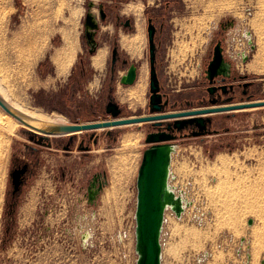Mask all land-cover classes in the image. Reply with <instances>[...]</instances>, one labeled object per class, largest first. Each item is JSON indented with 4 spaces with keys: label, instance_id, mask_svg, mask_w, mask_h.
<instances>
[{
    "label": "rangeland",
    "instance_id": "374dc122",
    "mask_svg": "<svg viewBox=\"0 0 264 264\" xmlns=\"http://www.w3.org/2000/svg\"><path fill=\"white\" fill-rule=\"evenodd\" d=\"M90 1L113 4V0H0V76L30 105L64 114L69 121L111 118L104 114L110 51L104 69L95 70L85 36ZM126 1L118 0L120 9ZM141 1V61L148 72L143 81L137 78L133 84H123L120 77L125 71L118 67L114 94L122 105L121 116L150 113V15L160 25L159 76L171 102L177 104L173 108L187 107L186 99L204 93L205 68L219 39L233 71L253 81L248 89L251 99H264V0ZM229 19L233 22L222 28L221 22ZM247 29L255 47L244 37ZM115 33L112 27L98 37L111 40ZM66 39L76 42L78 51L69 73L60 75L54 56ZM243 49L246 60L237 52ZM130 59L136 61L131 55ZM96 78L98 83L93 84ZM139 83L144 85L141 102L119 97V85L128 88ZM246 99L238 96L234 102ZM203 104L210 103L192 106ZM212 116L211 132L175 140L173 182L189 187L194 206L181 217L167 210L163 264H264V106ZM146 125L117 127L115 139L104 129L97 130V142L89 139L88 132H81L70 151L44 145L36 156L30 155L29 145L36 144L22 131L23 126L15 133L0 127V264H135L137 175L149 145ZM127 130L138 132V144L125 158L114 160L116 146ZM82 139L90 149L79 146ZM14 154L35 168L13 220L6 206ZM95 176L105 184L91 202L88 188ZM31 199L21 225L20 206ZM215 206L216 220L195 221L201 209L214 210ZM249 218L254 219L252 224ZM86 231L91 232L89 240ZM228 234L233 238L228 239ZM205 251L209 254L200 261Z\"/></svg>",
    "mask_w": 264,
    "mask_h": 264
},
{
    "label": "water",
    "instance_id": "95a60500",
    "mask_svg": "<svg viewBox=\"0 0 264 264\" xmlns=\"http://www.w3.org/2000/svg\"><path fill=\"white\" fill-rule=\"evenodd\" d=\"M229 21L233 22V19H229ZM85 23L86 36L92 43L94 41L93 29L97 27V23L93 21L90 13H87ZM221 24L224 27V21ZM155 31L156 26L150 21L148 26L151 56L150 113H148L150 115L121 116L122 107L120 103L111 97L105 106V111L111 115V118L70 122L53 121L33 117L17 109L0 94V106L24 124L22 131L28 135L29 139L51 146V136L69 135V141L64 145L66 150L70 149L71 141L81 132H88L89 138L97 142L100 136L97 130L100 129H104L105 133L110 135L117 127L135 123L141 124L142 122L149 123L156 128V130L146 133V142L149 145L143 152L137 175L135 248L138 259L136 264H163L162 233L166 220V211L171 207L178 216H181L185 209L183 197L176 193L170 183L173 153L177 144L175 140L183 136L185 129H190L189 135H204L211 132V126L213 125L212 115L215 113L264 106V99H251V95H248L246 100L234 102L233 96H228L220 101L219 96L221 94H219L218 97H211L208 105L203 104L202 106L193 107L188 103L187 107L174 110L206 107L205 109L178 114L167 111L171 99L168 96L164 99L166 94L162 90L155 64ZM246 32L251 38V31L247 30ZM251 39H249L251 47H255V43ZM243 55L246 60L248 55L246 53H243ZM232 74L233 62L226 55L223 40L219 39L214 45L212 57L205 68V76L211 83L207 87L209 93L214 94L218 89L222 90L221 93H227L232 90L234 84H214L219 76H222V79H226ZM137 75L138 67L135 63H132L128 71L121 77V82L123 84H133L137 79ZM234 76L237 77V75ZM246 85L247 83L244 84V86ZM138 128L141 129L142 125H139ZM83 143L84 139L81 140L79 145L81 148L90 149V144L83 145ZM24 170L14 171L13 175L16 183L19 181L20 172ZM104 184L105 181L100 176L94 177L88 188L91 202L95 201ZM248 221L249 224H252L254 219L249 218Z\"/></svg>",
    "mask_w": 264,
    "mask_h": 264
},
{
    "label": "flooded vegetation",
    "instance_id": "af4514ba",
    "mask_svg": "<svg viewBox=\"0 0 264 264\" xmlns=\"http://www.w3.org/2000/svg\"><path fill=\"white\" fill-rule=\"evenodd\" d=\"M138 1H140L142 3V5H143V2L141 0H128V1L122 3L121 9L119 8L118 0H113L112 1L113 4H111L110 6L107 3H98V4H96L94 1H90L89 8L87 10V13L91 14L93 21H95L97 23V27L93 29V31H94L93 32L94 41L92 43L89 41V39L86 36V23H85V36H86L87 42L89 44V50L91 52V55L96 53L97 50L99 49V47L103 46L104 44L107 46V56H108V52L110 51V59H109V67H110L109 74H110V78L104 84V86L106 87V83H107V87H108V92L104 95V101H105L104 102V108L106 106V103L109 101V99L111 97H113V99L115 101L120 103L117 100V97L114 94V87L117 85L116 72L118 70V67L122 66L124 71H125L121 75V77H122L128 71L130 65L132 63H135L137 65V67H138V75H139V67H140L141 64H143V62L141 61L142 55H141L140 59L133 57L132 53L128 49H126L121 44V41H120V37H121V33L122 32L126 33V34H133V33L137 32L136 18H135L136 14L134 13V11H130V12L123 11V7H124L125 4L137 3ZM121 12H123L124 14L133 13L135 15V17H133L132 15L124 16V15H122ZM142 14H143V10H142ZM86 16H87V14H86ZM109 17L112 18V22L108 23L107 19ZM85 21H86V19H85ZM150 21H152V23H154L155 26H156L155 38H154L155 44H156V60H155V64H156V67H157V70H158V73H159V68H158V63H159L158 37H159L160 25L158 24V22L155 19V17L152 16V15L148 16V26H149V22ZM106 22H107V24H105ZM226 23L227 22L225 21L224 24L226 25ZM225 25H224V27H225ZM103 26L108 27V30L106 32L103 30L104 29ZM112 27H114L116 29L117 33H115L114 37L111 40H108L107 38L99 39V37H98L99 33L104 35L107 32H109L112 29ZM224 27L222 26V28H224ZM142 45H143V38H142ZM213 48H214V45H213ZM115 49H117L116 52H115ZM124 49L127 51V53H126V51H124ZM212 53H213V49H212ZM129 54L134 59H136L135 62L130 59V55ZM107 56H106V59H107ZM210 59H211V57L209 58V60ZM137 61L140 62V63H138ZM106 63H107V60L105 61V65H106ZM150 66H151V56H150ZM138 75H137V78H138ZM234 75H237V77H235ZM121 77H120V81H121ZM160 81H161V79H160ZM205 82L206 83H205V86H204V93L201 95V97H199L197 99H190V100L186 99V105L188 103L192 104V103H195V102H198V103H209V99L211 97H215V96L218 97L219 94H221L219 96V100L220 101H222L224 98H226L228 96H233L234 100L238 96L240 98H244V97H247L248 95H250V93L248 92V89L253 84L252 80H247L246 77H243L241 75L239 76L234 71H233V74L230 77H227L226 79H222V76H219L217 78V80L214 82V84H216V85H221V84H224V83L234 84V88L232 90H229L227 93H221L222 90L218 89V90H216V92L214 94H210L209 91L207 90V87L211 83L209 82V80L207 78H206ZM245 83H247L246 86H244ZM163 88L164 87L162 86V90L166 94L164 99L167 96L170 97V94L168 92L164 91ZM244 91H246V93H244ZM170 99H171V97H170ZM120 105H121V103H120ZM176 105L177 104L175 102H170L169 106L167 107V111H172L174 109H178V108H173ZM104 114L105 115H110L108 113H104ZM22 126L24 127V125H22ZM162 127L164 128V126H162ZM153 130H156V128L151 126L149 123H147V125H146V133L149 132V131H153ZM189 131H190V129H185L182 137L189 135L188 134ZM63 136H65V135H63ZM63 136H51V141H52V145L51 146H53L55 144L57 147H62L64 149V145L67 144V142L69 141V137L63 138ZM109 136L112 137V138H116L115 130H113V132ZM77 137L78 136H75L74 140L71 141L70 149H68L67 151H70L71 149H73V147L75 145V142L77 141L76 140ZM32 141H34V140H32ZM35 144L36 145H29V147L31 148L30 149V155H32V156H36V153H39V151H40V147L39 146L47 145V144H41V143H37V142H35ZM47 146L51 147L49 145H47ZM35 162L39 163L38 158L36 159ZM34 168H35L34 167V163H32L31 161H28V160H25V159H21L16 154L13 155L12 162H11V179H10V186H9L8 192H7V206H6L7 216L9 218H13V220L16 217V213L18 211V206H19V203H20V197H21L24 189L30 183V180H31V178L33 176V173H34ZM21 169H25V170L23 172H20L19 181H18V183H16L14 181L13 173L16 170H21Z\"/></svg>",
    "mask_w": 264,
    "mask_h": 264
},
{
    "label": "bare ground",
    "instance_id": "6f19581e",
    "mask_svg": "<svg viewBox=\"0 0 264 264\" xmlns=\"http://www.w3.org/2000/svg\"><path fill=\"white\" fill-rule=\"evenodd\" d=\"M142 10H143V5L140 1H138L137 3H129V4L124 5L123 11H125V12L134 11V13L136 14L137 32H135L133 34H126V33L122 32L121 37H120L121 44L132 53L133 57L139 58V59L142 55V38H143V26H142V20H141ZM103 28H104L103 30L105 32L108 30V27H106V26H103ZM243 34H244V37L247 38V40L251 39V38H249V35L246 32V30L243 31ZM243 50L237 51L239 53V56L241 55V57H243V53H247V50H244V51ZM77 51H78L77 43L74 42L73 40L68 41L67 39L65 40L63 45L57 49L55 56H54V59H55L56 65L58 67V73L60 75H67L69 73L70 68L75 61ZM39 53H40V49L37 50V53L35 56H38ZM106 56H107V46L104 44L103 46L99 47V49L97 50L96 53H94L90 56L91 65L96 70H99V71L103 70L105 67ZM31 62H30V64H31ZM257 70L260 71L261 69L259 68ZM147 72H148L147 68L143 64H141L139 67L138 79L141 78V80L143 81L146 78ZM97 79L98 78L93 79L92 83L93 84L98 83ZM143 88H144V85L142 83H139L135 87H128V88L122 87L119 85L117 90H118V94H119L120 98H122L124 100H128L131 103H138V102H141V100H142ZM0 94L8 102H10L13 106H15L17 109H19V110H21V111H23V112H25V113L33 116V117L46 119V120H53V121L70 122L64 114H51V113L45 112V111H43V110H41L35 106L30 105L27 101L18 97L16 95V92L12 89V87L11 86L9 87L8 84L5 82V80L1 76H0ZM205 108L202 107V108H194V109H190V110H179V111L178 110H172V112H170V113L178 114V113H185V112H190V111H198V110L205 109ZM142 115L145 116V115H150V114L145 113ZM152 115H155V114H152ZM157 115H159V114H157ZM22 125H24V124L20 120H18L12 114L5 111L0 106V127L4 131L10 132V133H15L16 129ZM138 137H139L138 132H135L133 130L125 131L121 135L119 144L116 146V151H115L116 153L114 154L115 155L114 160L120 159V158H125V155L128 152L133 151L138 144ZM176 149H177V144L175 145V150ZM171 171H172V174H171V178H170V183H171L172 188L176 191V193L180 194L183 197V202L185 205V209H184L185 212L184 211L183 212L185 215L187 210L191 206H194V204L193 205L191 204L192 203V197L190 196V194L188 192L189 187H186V189H184L182 187H179V185L176 184L175 182H173L174 170H173L172 166H171ZM32 200L33 199H31L30 201H25L20 206L19 223L21 225L24 224V222L26 220V216H27V214L31 208ZM196 205H197V207H200L198 204H196ZM170 208L171 207H169L167 210L169 211ZM193 209H192V211H193ZM166 213H167V211H166ZM218 213H219V211H218L217 207L215 206L214 210L201 209L200 212L195 214L194 218H195V221H197L198 223L201 224V223H205L208 219L216 220L218 218ZM175 214H176V212H175ZM178 217H181V216H178ZM164 234H165V232L162 233V235H163V238H162L163 246H164ZM84 236H85L86 240H89V238L91 237V232L86 231ZM231 238H233V235L228 234V239H231ZM220 243H221V241L218 242V245H220ZM237 251H239V249ZM208 254H209L208 251L203 252V254L199 258L200 261H204L206 259V257L208 256ZM137 259H138V255L136 257V262H137ZM246 261H248V259L245 260V263H246ZM136 262H135V264H136Z\"/></svg>",
    "mask_w": 264,
    "mask_h": 264
},
{
    "label": "trees",
    "instance_id": "16d2710c",
    "mask_svg": "<svg viewBox=\"0 0 264 264\" xmlns=\"http://www.w3.org/2000/svg\"><path fill=\"white\" fill-rule=\"evenodd\" d=\"M202 103H200V105H201ZM191 105H194V103H192ZM199 105V104H198ZM188 106V105H187ZM115 130V136H116V133H118V131H120V129H114ZM85 134H88V133H85ZM76 136H79V135H76ZM67 137H69V135H65V136H63V138H67ZM115 139V138H114Z\"/></svg>",
    "mask_w": 264,
    "mask_h": 264
},
{
    "label": "built area",
    "instance_id": "2783aa9c",
    "mask_svg": "<svg viewBox=\"0 0 264 264\" xmlns=\"http://www.w3.org/2000/svg\"><path fill=\"white\" fill-rule=\"evenodd\" d=\"M224 22H225V21H224ZM226 22L228 23V22H230V21L228 20V21H226ZM221 25H222V24H221ZM224 25H225V24H224ZM247 30H249V29H247ZM247 30H246V31H247ZM246 35H247V34H246ZM247 36H248V35H247ZM250 37H251V36H250ZM251 38H252V37H251ZM252 40H253V38H252ZM249 43H250V42H249ZM250 44H251V43H250ZM225 52H226V50H225ZM246 54H247V53H246ZM243 58H244V55H243ZM230 59H231V58H230Z\"/></svg>",
    "mask_w": 264,
    "mask_h": 264
},
{
    "label": "crops",
    "instance_id": "0c3cea01",
    "mask_svg": "<svg viewBox=\"0 0 264 264\" xmlns=\"http://www.w3.org/2000/svg\"><path fill=\"white\" fill-rule=\"evenodd\" d=\"M148 147V146H147Z\"/></svg>",
    "mask_w": 264,
    "mask_h": 264
}]
</instances>
